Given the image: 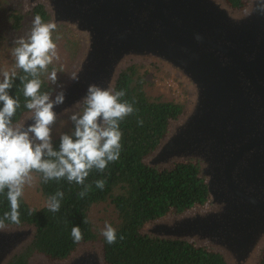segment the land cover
<instances>
[{"label": "water", "instance_id": "95a60500", "mask_svg": "<svg viewBox=\"0 0 264 264\" xmlns=\"http://www.w3.org/2000/svg\"><path fill=\"white\" fill-rule=\"evenodd\" d=\"M81 43L55 91L65 101L57 120L81 111L90 84L115 91L127 68L154 65L188 93L159 145L143 159L170 170L198 167L208 201L146 223L140 234L182 241L222 256L226 264H258L264 252V0H24ZM200 37V39H197ZM54 90V89H53ZM55 91L51 94L55 95ZM29 110L15 123H33ZM5 223V222H4ZM34 223L0 228V264L31 245ZM27 264H106L100 241L80 242L68 257L32 253Z\"/></svg>", "mask_w": 264, "mask_h": 264}, {"label": "trees", "instance_id": "16d2710c", "mask_svg": "<svg viewBox=\"0 0 264 264\" xmlns=\"http://www.w3.org/2000/svg\"><path fill=\"white\" fill-rule=\"evenodd\" d=\"M225 1L236 10L245 5L243 0ZM28 15L32 19L39 15L44 23L49 20L41 5L33 7ZM11 18L13 28H19L21 15L13 13ZM58 29L69 32L64 27H56ZM51 68L49 65L40 74L41 93H51L55 88L48 78ZM142 69L136 66L127 68L115 84V91L125 93L121 102H128L134 109L131 115L119 122L122 138L117 161L110 162L103 171L93 168L84 185L69 182L66 178L44 182L42 173H32L38 180V190L47 205L57 192H63L64 195L57 212L50 211L47 205L38 209L30 208L19 198V223H34L36 235L31 245L9 264H27V259L35 252L62 260L70 255L78 243L97 240L103 245L106 264H226L221 255L196 248L187 242L159 240L140 234V229L146 223L160 219L170 211L179 213L196 205L202 206L209 199L207 186L199 177L197 166L178 163L170 170L158 171L143 163V159L159 145L168 122L179 116L183 105L149 96L146 92L147 73ZM10 76L13 86L9 94L19 101V107L12 117L13 124L29 111L25 107L28 98L24 96V84L27 81L22 82L21 78L32 77L18 67ZM85 107L79 114L83 113ZM73 132L74 125L70 120V129L65 133L71 135ZM59 137L53 138V147L57 151ZM97 180L105 181L103 189L96 187ZM86 185L91 186L90 190L80 197L79 193ZM6 193L7 189L0 193V219L4 218L5 213L11 212ZM98 205L112 208L114 221L111 226L116 230V242L113 244H109L102 232L93 227L89 213L91 208ZM4 222L13 224L10 219ZM74 226H78L83 235L79 242L74 241L71 234ZM258 264H264V252Z\"/></svg>", "mask_w": 264, "mask_h": 264}, {"label": "clouds", "instance_id": "9594fccd", "mask_svg": "<svg viewBox=\"0 0 264 264\" xmlns=\"http://www.w3.org/2000/svg\"><path fill=\"white\" fill-rule=\"evenodd\" d=\"M260 11L264 13V3ZM55 30L54 23H44L36 15L27 37L16 41L19 45L14 49L16 66L32 77L21 78L22 82L27 81L24 84V96L28 98L25 107L34 113L33 123L26 128L12 124V117L19 107L18 99L9 94L13 86L12 77L5 72L0 81V193L7 189L11 205V212L0 219V228L5 227L4 220L10 219L16 224L20 222L19 198L23 195L24 186L32 184L34 171L43 174L44 182L66 178L69 182L84 185L93 168L103 171L110 162L117 161L122 138L119 122L134 112L131 104L121 102L124 91L90 84L84 97L86 107L83 113L69 117L74 132L71 135L62 133L59 150L53 147L52 132L57 121L54 108L64 103L65 92L54 89L55 95L41 93L42 81L39 77L54 60H59L57 44L52 36ZM49 80L62 89L55 71L49 74ZM139 123L142 124V121ZM95 183L100 189L105 185L104 180ZM90 187L84 186L79 196L84 197ZM63 195V192H57L50 198L47 205L50 211H59ZM71 234L76 242L83 238L78 226L72 228ZM101 234L109 244L116 242V230L110 224L105 225ZM123 238L120 237L121 240Z\"/></svg>", "mask_w": 264, "mask_h": 264}, {"label": "rangeland", "instance_id": "374dc122", "mask_svg": "<svg viewBox=\"0 0 264 264\" xmlns=\"http://www.w3.org/2000/svg\"><path fill=\"white\" fill-rule=\"evenodd\" d=\"M23 1L24 0H0V81L4 78L5 72L11 75L16 71L17 66L14 49L19 46L16 41L21 37L26 38L32 27L33 19L31 15H28L30 9H26ZM13 13H17L22 17L20 26L17 29H14L12 26L11 16ZM67 30L69 31L68 33L58 29L52 34L53 40L57 44L59 60H54L53 63L50 64L52 68L48 73V78L49 74L55 71L58 77V84L61 83L65 74L70 70L81 47V43L78 41L76 35L69 29ZM135 66L142 67V70L147 73L146 92L149 96L160 97L162 100L174 101L182 105L187 104L188 93L186 88L172 75L165 73L152 64H138ZM79 112L80 111L77 110L74 114ZM69 117L65 116L56 121L52 132L53 138L59 137L62 133L69 131ZM32 176V184L30 186L27 184L24 186L21 198L30 208L38 209L46 206L47 203L38 190V180L36 176L34 174H32ZM89 216L94 229L98 232H102L106 224L111 225L114 221L112 208L106 205H98L91 208Z\"/></svg>", "mask_w": 264, "mask_h": 264}]
</instances>
